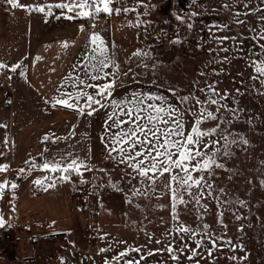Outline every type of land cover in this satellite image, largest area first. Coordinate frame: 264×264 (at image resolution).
Instances as JSON below:
<instances>
[{"label": "rangeland", "instance_id": "374dc122", "mask_svg": "<svg viewBox=\"0 0 264 264\" xmlns=\"http://www.w3.org/2000/svg\"><path fill=\"white\" fill-rule=\"evenodd\" d=\"M18 2L45 12H13L0 0V64L6 65L0 68V165L9 166L0 172V184L8 185L0 217L9 228L0 264H264V77L250 78L252 61L264 59V41L253 39L264 32V0H114L120 12L96 17L94 28L108 42L120 85H156L183 108L186 131L202 118L204 131L219 125L205 138L208 144L227 133L228 141H237L227 156L222 139L208 149L221 148L215 158L223 167L193 173L204 178L190 189L198 202L171 185L186 203L173 200L167 173H157L153 184L107 154L98 140L100 110L80 116L45 108L28 93L37 46L76 36L86 18L66 19L75 14L56 8L46 15L47 6L36 0ZM72 65L50 66L47 77L64 69L67 81ZM209 97L219 103L209 104ZM204 108L217 120L201 117ZM73 159L90 170L81 167L82 175L69 173L68 180L26 163L59 161L63 167ZM37 179L55 187L36 196L42 188L34 187ZM53 217L49 234L23 225L34 221L41 228Z\"/></svg>", "mask_w": 264, "mask_h": 264}, {"label": "snow or ice", "instance_id": "6c2138e0", "mask_svg": "<svg viewBox=\"0 0 264 264\" xmlns=\"http://www.w3.org/2000/svg\"><path fill=\"white\" fill-rule=\"evenodd\" d=\"M7 3L13 9L27 7L29 11L45 12L44 7L31 9L30 6L20 4L18 0H7ZM113 4L114 0H69L68 3L47 5L46 15H52V9L56 8L75 14L74 16L66 15V19L86 18L91 20L101 14L110 16L114 12H120L121 9L114 8ZM124 11H127V9H124ZM260 19L264 21V17ZM237 23L243 22L237 21ZM93 27H95L94 24ZM81 31H83V28H81ZM222 39L228 38L223 37ZM253 39H256L258 42L264 41V32ZM88 44L91 46L90 52L92 55L86 58L89 63L82 66L84 78H81L79 75L73 78L70 74L66 80L71 81V87L76 89V91L61 92L60 96L63 98H54L52 106L61 105L75 110L80 116H92L100 109L107 110L110 108L111 112L107 114V120L105 121V131L109 132L111 144L113 145L109 150V156H112V152H116L120 163L127 164L134 172H137L141 177L151 180L153 184L155 183L157 173L160 176L167 173L169 179L167 186L173 192L172 198L174 201L179 200L181 203H186L178 191V189H183L198 202L199 197L192 193L190 189L193 186L199 188L204 178L202 176L194 177L193 173L208 172L213 166L215 168H222L223 165L216 162L215 157L217 152H220L222 148V155H229L230 144H234L237 141L235 139L228 141V136L231 133L222 134L220 139L224 140L225 143L221 148H216V151L209 154L208 149L215 148L220 143V139H213L211 144H208L205 138L215 136L219 130V125L208 131H204L201 128L203 119L197 118L190 127V130L186 131L178 109L171 105L165 106L166 97L163 95H149L133 91L130 96L116 99L113 96L116 86L114 79L108 83L99 85L87 83V80L100 81L109 75L113 77L116 75L115 73L104 72V69L109 67L110 59L108 56V45L105 40L99 34L93 32L89 37ZM63 47L67 48V43H64ZM259 47L264 49V43H259ZM91 61L95 62L92 63ZM251 66L255 73L250 77L251 79L259 80L264 77V59L259 60V62L253 60ZM4 67L6 65L0 64V68ZM18 67L19 65L10 70L16 72ZM61 87H64V85H61ZM85 88H92L95 91L94 93H89L84 90ZM212 93L213 97L218 95L214 88L212 89ZM213 97H209L208 103L218 104L219 102ZM192 98L196 100L197 104L201 103L198 98ZM82 99L85 101L83 105L80 103ZM188 99L189 97H183L182 101L186 102ZM104 101H108V103L105 104ZM151 101H159V103H151ZM232 111L235 112L236 110L233 109ZM205 112L207 113L206 117H204ZM201 117L213 121L217 120V116L213 112L207 111L206 108L201 109ZM0 127L5 126L0 125ZM111 129H117L118 131L111 133ZM241 142L244 144L248 143L247 140H242ZM5 144H7V140H5ZM113 158L115 159L116 157ZM26 163L33 168L39 167L44 171L61 172L64 174L60 176L62 180H68L69 176L67 174L69 173L82 175L80 172L81 167L90 170L88 165L82 161L78 162L77 159H73L71 163L63 167L59 161H45L40 165H37L35 161H26ZM8 168V165H0V172H6ZM177 169L179 170L178 172L175 171ZM24 171V169H20L21 173H24ZM174 172L175 174H173ZM149 173L152 175H149ZM46 179L48 178L45 177ZM173 183L178 186V189L171 187ZM34 184L38 188L45 186L44 180L40 179L35 180ZM7 186V182L0 184V196L5 193ZM10 186L12 189L18 187L15 183H12ZM207 186L211 188L210 184ZM47 187H55V183H50ZM200 195H203V193L201 192ZM209 195H211V192H209ZM3 227L4 221L0 217V228ZM180 231L189 233L191 229L182 227ZM213 244H215V241H213ZM100 251H104V249ZM171 251L172 249H169V252ZM120 255L123 256L125 253L121 252ZM209 255H211V252H209ZM172 258L177 259L178 257L173 256Z\"/></svg>", "mask_w": 264, "mask_h": 264}, {"label": "crops", "instance_id": "0c3cea01", "mask_svg": "<svg viewBox=\"0 0 264 264\" xmlns=\"http://www.w3.org/2000/svg\"><path fill=\"white\" fill-rule=\"evenodd\" d=\"M39 2L40 4L47 6V5H54L57 3H68L69 0H36V3ZM5 9H7V5L5 6ZM81 28H83V31H81ZM77 29L78 32L76 36H71L72 38H65L58 40L52 39L50 41L41 43L39 46H37L38 48L34 50L32 54L30 67H29V76L27 78L28 81L24 85V88H26V90L32 97H35L37 99L36 101L38 102V104L40 102V104H42L45 108H50V107L54 108L52 106L54 98H63L60 96L61 92L76 91V89L71 87V81L69 80L64 81V77L66 76V71L64 69L63 70L56 69L58 72H56L51 77H47V68L49 69L50 66L57 68L58 65H63L66 67L73 61L71 72H69L68 70V74L70 73L73 78L78 75L81 78H84V72L82 66L86 63H89V61L86 58L92 55V53L90 52L91 46L88 44L89 37L93 32L99 34L102 37V35L93 27V25L81 24L80 26L77 27ZM103 39L105 40V38ZM105 42L108 45V42L106 40ZM64 43H67L68 45L67 48L63 47ZM110 52H111L110 47L108 45V56L110 57L109 67L105 68L104 72L115 73L116 70L112 66V62H111L112 59ZM91 62L94 63L95 61H91ZM117 75H115L114 77L109 75L105 79L100 81L87 80L86 82L99 85V84L108 83L114 79L116 86L113 92V96L116 99H122L127 96H130L133 91L149 94V95H163L166 97L165 106L171 105L176 109H178V113L181 114L182 122L186 123L185 116L183 117L184 114L183 108L179 107V105L177 106V102H173L172 100H169L171 96L168 95L165 91L160 90L158 86L152 85L151 83L144 81L143 82L136 81V82L128 83L127 85H120L122 82H119L117 80L118 79V77H116ZM61 85H64V87H61ZM84 90L88 91L89 93H94L95 91V89L92 88H85ZM80 103L81 105H83L85 101L82 99ZM104 103L107 104L108 101H104ZM151 103H159V101H151ZM57 106H61V105H57ZM57 106L56 108L58 109ZM110 112H111L110 108H108L107 110L100 109V113L97 118L98 120L97 131L99 137L98 140L101 142L100 145H102V148L106 150L107 154L109 153V150L113 147V145L111 144L110 134L109 132L105 131L106 129L105 121L107 120V114ZM125 127H127V125H125ZM161 127H163V125H161ZM110 131L111 133H115L118 130L111 129ZM125 147H127V145H125ZM112 157H116V159L119 160L118 154L116 152H112Z\"/></svg>", "mask_w": 264, "mask_h": 264}, {"label": "trees", "instance_id": "16d2710c", "mask_svg": "<svg viewBox=\"0 0 264 264\" xmlns=\"http://www.w3.org/2000/svg\"><path fill=\"white\" fill-rule=\"evenodd\" d=\"M7 5H9V4H7ZM4 8V5H3V7H2V9ZM1 8H0V10H2ZM13 12H14V9H13ZM97 22H98V20H97V18L95 17L94 19H91V20H89V19H85L84 20V23L86 24V25H96L97 24ZM58 108H61V109H64V110H66V111H69V109L68 108H66V107H62V106H57ZM61 172H57V174H60ZM10 183H12V182H10ZM47 186V185H46ZM46 186H44V187H42L41 188V190H40V192L39 193H34V195H40L41 194V192L44 190V188L46 187ZM34 187H36L37 188V186L34 184ZM54 219H56L55 217H53V218H50V220H48V223H44V225L43 226H41V228H39V227H37V226H40L41 225V223L40 224H37V222H34V221H30V222H28L29 224H23V225H30V226H32L33 225V228L35 229V227H36V230H40V231H43V233H46V232H48V234L50 233V232H53V230L55 229V220ZM64 223H66V221H64ZM32 224V225H31ZM27 232H30V228H28L27 230H26Z\"/></svg>", "mask_w": 264, "mask_h": 264}, {"label": "built area", "instance_id": "2783aa9c", "mask_svg": "<svg viewBox=\"0 0 264 264\" xmlns=\"http://www.w3.org/2000/svg\"><path fill=\"white\" fill-rule=\"evenodd\" d=\"M9 228L4 226L3 228H0V243L5 241L6 236H7V230ZM36 237V236H35ZM37 238V237H36Z\"/></svg>", "mask_w": 264, "mask_h": 264}]
</instances>
